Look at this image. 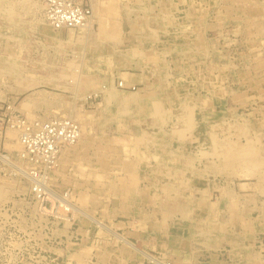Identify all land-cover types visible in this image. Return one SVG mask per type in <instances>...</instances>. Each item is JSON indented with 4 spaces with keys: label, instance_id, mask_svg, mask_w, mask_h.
<instances>
[{
    "label": "rangeland",
    "instance_id": "374dc122",
    "mask_svg": "<svg viewBox=\"0 0 264 264\" xmlns=\"http://www.w3.org/2000/svg\"><path fill=\"white\" fill-rule=\"evenodd\" d=\"M18 1L21 2L22 0H17V2L16 0H10L14 4L19 3ZM254 1L186 0L185 3H181L178 0H84L82 4L89 9L90 20H88L91 21V29L87 36L80 30L70 32L55 31L50 28L44 21L41 6L37 2L38 8L33 14L34 17L32 16L30 25L26 26L29 33L23 30L21 43L17 47L9 48L8 45L4 46L3 41L0 40V62L8 60V62L14 64L15 70V73L7 71L5 69V67H8L7 63H4L5 65L2 63L0 66V157L5 159L6 170L10 169L7 170L9 177L5 174V170L0 169V181L6 182L5 178H13L11 177L13 172V175L16 174L15 169L12 167L7 168L6 162L8 161L7 157L11 158V155L17 152L15 143H17L18 133L12 129L14 118L27 120L29 123L31 121L40 123L42 121L69 120L72 118L70 120L80 121L79 125L82 130L90 127L88 133L90 136L93 135V131H96L97 134L99 132L104 134L105 132L106 136L110 135L111 132H113L112 134L128 136L129 132L122 128L123 125H126V121L130 122L139 117L136 118L137 115L131 112L128 113L129 117L124 114L119 115L120 112L118 111L125 107L123 105L124 96L135 93L136 102L131 107L136 106L135 109H137V106L149 103L151 96L160 98L170 94L172 96L173 92H177L176 95L182 105L179 110H173L172 107L169 108L168 106L162 107L165 111L163 114L168 119L160 128L159 135L161 137L156 138L155 141L157 143L164 142L161 145L164 146L165 144V157L169 152H172L170 155L173 156L174 154L176 158L182 156L181 160L176 159V163L182 167L183 165L186 166L184 172L187 175L185 177L187 184L169 185L168 182L164 184V180L160 179L161 184L157 185L158 178L155 177L157 161L155 157L162 155L160 149L162 146L160 144L156 146L148 144L142 146V153H125V157L134 163L132 171L140 178L148 176L147 180L150 182L146 185L144 182H140L139 189L136 190L140 193L135 194L132 192L131 186L125 183L119 185L120 189H124L122 198L125 201L127 199L126 202L129 203L130 207L129 211L135 215L133 214L131 217L118 215L125 218L110 221L111 218L115 217L112 215L106 218L102 212L103 208L95 210L98 204L92 210L91 208L85 209L77 200L74 202L79 203L81 207L77 205L83 212L96 220L102 221L108 227H111V223L116 224L119 221L127 223L129 221L131 230L126 235L134 238L128 239L129 242L165 264H169L167 261L172 253L170 254L168 250L157 251L154 248V243H156L160 234L161 239L165 237L166 242H171L176 246L179 244L184 245L191 248V250L200 249L201 246L206 245L205 248L210 250H207L208 253L206 252L204 256L214 254L211 249H221L220 254H227L225 250H228L229 246L235 245L238 251L241 250L240 252L244 253L246 261L249 262L248 264H257L260 260L263 262L264 218H253L251 211H248V201H241L234 195L252 193L253 186L251 183H255L254 187L257 190L259 189L260 196H264V0ZM5 2L7 3L8 0ZM164 2L171 3L178 10L184 9V7L187 9L190 5L189 7H192L194 11L197 10V23L193 18L176 19V16H171L172 11L166 7ZM91 3L93 4L92 14L90 13ZM101 6H105L103 11ZM15 16L16 19H19V13H16ZM101 17L109 18L112 23L118 22V25H115L117 29L112 34L113 38L99 40L96 37L98 33L97 20ZM163 18L167 20L175 18L174 21L176 20L172 28L168 29L169 34L164 38L158 36L157 40L155 37H151L154 39H144L132 31L133 27L141 25L143 21L147 23L149 29L159 30V32L165 30V27L159 23ZM43 31L53 39V42L40 41L37 34ZM194 31H198L199 37L187 33ZM114 32L116 33L114 34ZM201 37L202 39H200ZM57 41L65 44L61 47L57 46L55 43ZM100 42L105 43L107 47H98L97 45ZM201 44L205 46H203L204 50L200 52L199 46ZM154 47L158 49L155 52L150 51ZM213 57H219L222 61L217 63L214 59L212 60ZM39 63L44 64V70L35 67V64ZM45 73H49V76H63L65 78L64 84L68 89L50 85L48 76ZM140 74L146 79L144 84L129 82L130 77L134 78ZM127 75L129 78L126 77ZM78 76L80 77L78 78ZM16 78L22 81H34L35 84L33 83L30 88L21 89L15 81ZM119 82H127L126 85L124 84L127 88L121 87V89L118 87ZM53 83L58 85L61 82L55 81ZM107 97L109 98L107 99ZM140 98L141 100L146 99V103L142 104ZM194 112L198 115L193 116ZM78 115H82L84 119H79ZM200 115H203L202 118L205 121L197 125L198 129L204 131L208 129L206 133L213 135L207 138L201 137V140L197 138L198 143L192 138H188L186 141L177 139L176 135L183 130L182 126L186 119L191 118V116H193L190 119L191 121L200 119ZM193 122L192 125H189L188 130L190 126H193ZM251 125L254 128L258 125V129L261 130L259 137L253 136ZM110 126L114 128L111 129ZM173 128L176 129V132ZM224 137L230 140V145L234 143V149H237V151L242 150L243 153L252 149L257 152L256 154H260L261 159L258 160L261 162L260 170L257 169L255 172H249L245 175V172L249 171L246 168V163V169L238 167L240 164L235 167H228L229 165L225 164L226 158L223 152H220L223 149L220 150L217 146L224 140ZM101 138L102 136H97L95 138L96 145H93L87 151L86 158L90 162L94 160L92 150L97 146H104ZM205 140H210V144H204ZM200 141H202V144ZM244 146L245 148H242ZM76 148L77 146L67 148L62 151L61 155ZM145 150L154 158L147 159L149 154ZM117 154L106 156L109 163L111 162L109 159L113 160L112 172L116 171L114 167L118 162ZM74 158H71L72 164L65 171L68 175H64L63 179L60 177V168H58L59 159L51 175L50 182L56 189L70 191V188L65 186L67 184L61 183L59 179L70 184L82 171L81 164ZM138 165H141L140 169H138ZM116 174V176L120 174L119 177L123 175L121 173ZM178 175L182 177L181 174L177 173L176 176ZM172 177H174V174L167 177V179L172 180ZM18 178L14 177L13 179ZM96 180L99 181L100 177H97ZM20 182L23 187L29 188L26 180L20 178ZM154 183L156 186H153ZM154 187L159 189V194L152 191ZM170 187L171 189H169ZM10 190L11 199H26L27 203H33L25 197L28 196V194L24 195L27 191L17 193L18 191H15L13 187ZM70 192L72 195V191ZM82 193V190L79 189L76 198L79 199ZM177 194L180 195V198L176 202L187 207L181 210L174 207L175 209L169 210L163 205L158 206L160 201L161 204L163 201L176 204L172 199L166 198ZM146 195H148L149 200ZM162 196H165V200L161 199ZM120 197L121 195L109 199L110 202L107 203L108 211L114 207L113 199L118 200ZM157 197L159 198L157 199ZM150 199L154 203H151ZM11 201L0 202V207L10 218L14 219L15 216L10 215L13 211ZM100 207H103V205L101 204ZM13 213L15 215L21 213L25 218H28L25 211L22 213L14 209ZM138 213L142 216H138ZM205 213H208V215L206 214V216ZM214 213H216V216ZM247 215L250 218H247ZM214 216L219 228L212 229V227H208L211 229L209 231L205 229L201 221L203 218H208L206 220L211 221V226H213ZM81 219L92 229H90V245H86L87 240L82 242V236L79 235L71 239L70 243L72 244L67 247L65 237L56 236V238L54 237V242H56L54 247L57 249L55 253L48 250L51 247L49 237L52 235L49 229L42 232L45 235L46 247L39 249V247H35L36 244L31 237L29 238L26 234L20 233L15 226L6 224L0 230V264H30L31 262L35 263L40 257L46 258L47 256L57 259L54 264H153L147 259L141 258L140 255L128 247H124L116 239L99 229L93 222L86 221L83 217ZM247 219L248 221H246ZM1 223H4L2 218H0ZM251 223L253 225H250ZM254 224H261L260 229L259 227L256 229ZM93 225L99 231H97V228L93 229ZM113 226L115 227V225ZM118 227H122V225L119 224ZM61 228L60 226L58 229ZM76 228L77 225H74L73 229ZM117 234L124 235L121 231H118ZM68 235L70 234L68 233ZM13 239H20L22 243L19 244V247L11 244ZM66 247L69 249L68 252L65 250ZM224 248L225 250H223ZM59 249H61V252H59ZM156 252L162 253L165 260L160 259L161 255ZM51 254H55L56 257ZM175 259L177 261L175 264H180L178 263L180 262L179 257ZM80 261L83 263H80Z\"/></svg>",
    "mask_w": 264,
    "mask_h": 264
},
{
    "label": "bare ground",
    "instance_id": "6f19581e",
    "mask_svg": "<svg viewBox=\"0 0 264 264\" xmlns=\"http://www.w3.org/2000/svg\"><path fill=\"white\" fill-rule=\"evenodd\" d=\"M6 0H0V40L3 41V45L5 46H9V48H14V47H17L19 43H21V41L23 40L22 37H21V34L23 33V30H25L26 32L29 33V31L27 30V27L26 26H29L30 25V22H31V19H32V16L33 14L36 12L37 8H38V5H37V2L39 3V5L41 6L39 0H36L37 2H35L34 0H22L21 2L19 3H11L10 0H8V2L6 3L5 2ZM91 1V0H90ZM168 1V0H167ZM181 2V3H185L186 0H178V2ZM251 1V0H250ZM254 1V0H253ZM10 2V3H9ZM13 2V1H12ZM17 2V0H16ZM233 2V1H232ZM255 2V1H254ZM263 2V1H262ZM111 3V2H110ZM166 7L171 9V16L174 15L176 16L175 18L177 19H187V18H193L195 20V22L197 23V17H198V14H196V9L194 11V9L192 7H189L187 9H185L186 7H184V9H177L175 8L174 6L171 5V3H166L164 2ZM100 4H102V2H100ZM189 4V3H188ZM240 4V3H239ZM244 4V3H243ZM249 4V3H248ZM259 4V2H258ZM93 4L91 3V7L90 8V13L92 14L93 13ZM176 5V4H175ZM238 5V4H237ZM97 6V5H96ZM244 6V5H243ZM261 6V5H259ZM258 6V7H259ZM102 7V11L104 10L105 6H101ZM144 7V6H143ZM163 7V6H162ZM177 7V6H176ZM251 7V6H250ZM97 8V7H96ZM42 9V6L41 8ZM166 9V8H165ZM184 10V11H183ZM255 11V10H254ZM257 12V11H256ZM16 13H19V19H16L15 17V14ZM261 13V12H260ZM42 14V13H41ZM253 14V13H252ZM36 15V14H35ZM166 15V14H165ZM169 15V14H168ZM146 16V14H145ZM34 17V16H33ZM166 17V16H165ZM171 19L170 20H167V19H161V21H159V23L165 27V30H153V29H149L147 27V23L145 21H143L141 23V25H136L135 27L132 28V31L136 34V35H139L141 37H143L144 39L146 38H150V39H154V38H151V37H155V39L157 40L158 36L164 38L166 37L168 34H169V30L168 29H171L174 22H176V20L174 21V19ZM36 19V18H35ZM38 19V18H37ZM90 20V19H89ZM87 20V22H85L86 24H84L82 27H79V29L75 30V31H83V33L87 36L89 34V31L91 29V21ZM172 20V21H171ZM98 33L96 35V37H98L99 40H102V38H113L112 37V34H113V31H115L116 28V21L115 22H110V19H106L104 17H101L99 18L98 20ZM255 22V21H254ZM158 23V24H159ZM96 24V23H95ZM150 24V23H148ZM118 25V24H117ZM139 26V27H137ZM43 27V26H42ZM38 30V29H37ZM70 32H75L74 29H71L69 30ZM118 31V30H117ZM55 32V31H54ZM116 32H114L115 34ZM188 35H191L192 36H197L199 37L198 35H200L198 33V31H194V32H187ZM38 38L40 39L41 42H53V39L50 38L44 31L42 33H38ZM90 37V36H89ZM94 37V35H93ZM140 37V39H142ZM72 38V37H71ZM84 38V37H83ZM67 39V38H66ZM139 39V40H140ZM198 39V38H197ZM202 39V37L200 38ZM70 40V39H69ZM204 40V39H203ZM66 41V40H65ZM71 41V40H70ZM155 41V40H154ZM162 42V41H161ZM200 42V41H199ZM56 45L58 46H63L65 43L64 42H61V41H57L55 42ZM201 43V42H200ZM204 43V42H203ZM26 44V43H25ZM74 44V43H73ZM106 44L103 43V42H100L99 45H97L98 47L100 48H104V47H107V45L105 46ZM199 45V44H198ZM206 45H210V44H206ZM44 46V45H43ZM55 46V45H54ZM205 45L201 44L199 46V51H203L204 50V47ZM52 47V46H51ZM7 48V47H6ZM48 49V48H47ZM45 49V50H47ZM113 49V48H112ZM197 49V48H196ZM5 50V49H4ZM84 50V49H83ZM95 50V49H94ZM193 50V49H192ZM195 50V49H194ZM198 50V49H197ZM196 51V50H195ZM6 52V51H5ZM71 52V51H70ZM131 52V51H130ZM135 52V51H133ZM72 53V52H71ZM132 53V52H131ZM46 54V53H45ZM132 54H135V53H132ZM146 55V54H145ZM218 55V53H217ZM139 57V56H138ZM81 58H82V55H81ZM102 58V57H101ZM123 59V58H122ZM211 59V58H210ZM214 59L215 62L219 63L218 61H222L219 57H213L212 60ZM81 60V59H80ZM100 60V59H99ZM105 60V59H104ZM6 61V62H5ZM5 61H2L0 62V66L2 65H5L4 63H7L8 67H5V69L7 71H9L10 73L13 72L15 73L14 71V64L13 63H10L8 62V60H5ZM109 61V59H108ZM125 61V59H124ZM105 63H106V60H105ZM222 63V62H220ZM224 63H226L224 61ZM71 65V64H70ZM96 65V64H95ZM99 65V64H98ZM68 66V65H67ZM75 66V65H74ZM85 66V65H84ZM104 66V65H103ZM35 67L39 68L40 70H44L45 66L44 64L42 63H39V64H35ZM69 67V66H68ZM80 67V66H79ZM87 67V66H86ZM23 68V67H22ZM109 68V67H108ZM75 69V68H74ZM92 69V68H91ZM95 69V68H94ZM90 70V69H89ZM104 70V69H103ZM110 72V71H109ZM78 73V72H77ZM86 73V72H85ZM98 73V71H97ZM109 74V73H108ZM46 76H48V83L52 86H55V87H58V88H61V89H68V87L65 86L64 84V79L63 76H49V73H45ZM111 76V75H110ZM115 76V75H114ZM128 76V75H127ZM126 76V77H127ZM30 77V76H29ZM80 76H78L79 78ZM123 77V76H122ZM30 79V78H29ZM73 79V78H72ZM126 79V78H125ZM79 80V79H78ZM16 83L18 84V86L21 88V89H27V88H30L34 81H22V80H19L18 78L15 79ZM55 81H60L61 83H58L57 84H54L53 82ZM80 81V80H79ZM79 81H78V84H79ZM37 82V81H35ZM76 82V81H75ZM77 83V82H76ZM75 83V84H76ZM121 83V87H124V89H126L127 87L125 86L127 82H119ZM212 83V82H211ZM35 84V83H34ZM92 84V83H91ZM125 84V85H124ZM107 85V84H106ZM42 86V85H41ZM95 86V85H94ZM96 88V87H95ZM122 89V88H121ZM55 90V89H54ZM33 91V90H32ZM103 92V90H101ZM17 93V92H16ZM102 94V93H101ZM74 95V94H73ZM174 95V94H173ZM171 96V95H165L163 97H157V96H154V97H150L151 101L147 104H144V105H141V106H137V109L136 106L135 107H131V106H134L133 103L136 102V95L135 93H131V94H127L126 96H124V100H123V105L125 107L121 108V111H118L120 112L119 115H127L128 116V113H133V114H136V118L138 119H134V120H131L129 122V126L130 128H132L133 130H136V131H139L138 134L134 135L133 137H130L131 139H126L124 141H121L122 144L125 145L126 149H128L127 151H133L134 149H136L137 147L141 146V145H150V146H156L157 145V142L155 141V139L157 138L156 136L155 137H145V136H142L141 134L143 133L144 130H157L160 128V126L163 124V123H166L165 121L168 119L167 116H165L163 114L164 111V106H168L169 108L172 107V109L174 110H179V108L181 107L182 103L179 101V97L177 95H174V96ZM40 97V96H39ZM109 97H107L108 99ZM146 98V97H145ZM48 99V97H47ZM80 99V98H78ZM138 99V98H137ZM205 101V99H204ZM142 103V102H141ZM186 103V101H185ZM25 104V103H23ZM49 105V104H48ZM23 106V105H22ZM28 106V105H26ZM42 106V105H41ZM21 107V106H20ZM24 108V107H23ZM33 108V107H32ZM26 109V108H25ZM135 109V110H134ZM183 109V108H182ZM134 110V111H133ZM168 111V110H167ZM176 112V111H175ZM186 112V111H185ZM25 113V112H24ZM28 114V113H27ZM118 114V113H117ZM177 114V113H176ZM174 114V115H176ZM185 114V113H184ZM101 115V114H100ZM116 115V114H115ZM32 116V115H31ZM177 116V115H176ZM30 117V115H29ZM113 117V116H112ZM115 117V116H114ZM129 117V116H128ZM143 117V119L141 120V118ZM78 118L79 119H84V117L82 115H78ZM99 118V117H98ZM103 118V117H102ZM72 119V118H70ZM69 119V120H70ZM184 119V118H183ZM130 120V119H129ZM179 120V119H178ZM27 121V120H26ZM74 121V120H72ZM83 121V120H82ZM43 122V121H42ZM80 122V121H79ZM79 122L77 121H74V123H76L78 125V128H79V135H78V138L77 140L71 144L70 146H63V147H60V151H59V157L61 155V152L64 150V149H67V148H75V146H78L82 140V138H85L87 136V134L89 133V129L90 127H87L86 130H82L81 126L79 125ZM96 122V121H95ZM104 122V121H103ZM107 123L109 122L108 120L106 121ZM110 122H114V121H110ZM178 122V121H177ZM32 124L36 123V121H31ZM105 123V122H104ZM106 124V123H105ZM181 124V123H180ZM89 125V124H87ZM179 125V123H178ZM219 125V123H218ZM107 126V125H106ZM174 126H175V123H174ZM181 126V125H180ZM189 126V125H188ZM221 126V125H220ZM247 127H249V125L246 124ZM253 127V125H251ZM191 127V126H190ZM245 127V126H244ZM246 128V127H245ZM95 129V128H94ZM174 129V128H173ZM172 129V130H173ZM180 129V127H179ZM192 129H195V128H192ZM248 129V128H247ZM256 129V128H255ZM96 130V129H95ZM176 129H174L175 131ZM178 130V129H177ZM188 130V129H187ZM197 130V129H196ZM236 130V129H235ZM243 130H245L243 128ZM142 131V133H141ZM159 131V130H158ZM190 131V130H189ZM194 131V130H192ZM96 132V131H95ZM145 132V131H144ZM176 132V131H175ZM160 133V132H159ZM158 133V134H159ZM198 133V132H197ZM202 133V132H201ZM152 134V133H151ZM257 134V133H256ZM173 135V134H171ZM179 135V133H178ZM11 136V135H10ZM102 136V135H101ZM158 136V135H157ZM161 136V135H160ZM175 136V135H174ZM201 136V135H200ZM92 137V135H91ZM90 137V138H91ZM197 137V136H196ZM97 138V137H96ZM160 138V137H159ZM171 138V137H170ZM16 139V137H15ZM178 139V138H177ZM214 139V138H213ZM90 140V139H89ZM201 140V139H200ZM13 141V140H12ZM17 141V139H16ZM199 141V140H197ZM203 141V140H202ZM202 141L201 144H202ZM90 143V142H89ZM213 143V142H212ZM219 143V142H218ZM17 145V148L19 147V144L18 142L15 143ZM161 144V143H160ZM167 144V143H166ZM216 144V143H215ZM233 144V145H232ZM9 145V144H8ZM15 145V146H16ZM213 145V144H212ZM86 146V145H85ZM165 146V144H164ZM218 149L222 150L220 152H223V155L225 156L226 160H225V164L229 165L228 167H235L236 165L238 166V164H240L238 167H243L244 169L247 168V172H245V175L249 172H255V170L259 169L260 167V163L259 162L261 159L260 154H256L257 152L255 150H252L251 148V151L248 150V152H243L242 153V150L240 151H237V149H234V143H231L230 145V140L227 138L225 139L224 137V140H222V142L218 145ZM239 146V145H238ZM104 147V146H103ZM115 147V146H114ZM119 147V146H118ZM222 147V148H221ZM237 147V146H236ZM15 148V147H14ZM242 148H245L242 147ZM145 149V148H144ZM163 149V148H162ZM217 149V151H218ZM236 150V151H235ZM98 151V150H97ZM225 151V152H224ZM246 151V150H245ZM170 153V152H169ZM172 153V152H171ZM170 153V154H171ZM82 155V154H81ZM167 155V154H166ZM57 158V160L54 162V165H55V168L57 166V163L59 161L60 158ZM165 157V156H164ZM182 157V156H181ZM3 157H0V159L4 162V158L2 159ZM179 158V157H178ZM181 159V158H180ZM263 159V158H262ZM259 160V161H258ZM122 161V160H121ZM262 161V160H261ZM7 162V165L10 166L12 165L11 167L13 169L16 170V174L17 176H19L18 179H13V178H5L6 182H2L0 181V202H5L6 201H10L12 200L11 197H10V194H11V190L10 188L13 187L15 189V191H18L17 193H25L26 191L28 192L29 191V188L28 187H23V185L21 184L20 182V178L23 177L25 178L26 180L30 181V179L28 178L29 177V174H28V169H26L25 167L27 165L25 164H22L20 162H18L15 165H13L11 162ZM263 162V161H262ZM11 163V164H10ZM161 163V162H159ZM158 163V165H159ZM245 163L247 164V167L245 165ZM162 164V163H161ZM140 167V166H139ZM246 167V168H245ZM54 168V170H55ZM237 168V167H236ZM250 168V169H249ZM12 169V170H13ZM107 169V168H106ZM159 169V168H158ZM239 169V168H238ZM244 169H243V175H244ZM7 170H10V169H7ZM54 170H51L49 171V175H48V180H49V183L51 182V175L53 173ZM157 170V169H156ZM241 170V169H239ZM260 170V169H259ZM133 172V171H132ZM161 172V170H160ZM233 172V171H232ZM235 172V171H234ZM259 172V171H258ZM257 172V173H258ZM264 173V172H263ZM262 173V174H263ZM14 174V172L12 173ZM162 174V173H161ZM174 173H172V171H170V169L168 170H164L163 171V174L166 178L167 177H170L171 175H173ZM254 174V173H253ZM261 174V173H260ZM261 174V175H262ZM136 175V174H135ZM156 175V174H155ZM259 175V174H258ZM9 177V176H8ZM12 177V175H11ZM139 177V176H138ZM148 177V176H147ZM262 177V176H261ZM161 178H164V177H161ZM253 178V177H252ZM3 179V178H1ZM143 180V178H141ZM150 179V178H149ZM246 179V178H245ZM136 180V178H135ZM146 180V179H145ZM8 181V182H7ZM148 182V180H146ZM156 181V180H155ZM176 181V180H175ZM260 181V180H259ZM150 182V181H149ZM148 182V183H149ZM166 182V181H165ZM177 182V181H176ZM178 183V182H177ZM187 183V181L185 182ZM84 184V183H83ZM139 184V183H138ZM152 184V183H150ZM159 183L157 182V185ZM168 184L170 185H175L173 183H169ZM29 185V184H28ZM135 185V184H134ZM136 186V185H135ZM153 186H156V184L154 183ZM162 186V185H160ZM165 186V185H164ZM28 188V190H27ZM94 189V188H93ZM107 189V188H106ZM166 189H168L166 187ZM171 189V187L169 188ZM58 191H61L63 192L64 190H59L57 189ZM151 190V189H150ZM163 190V188H162ZM69 191V190H68ZM152 191L156 194H159V189L156 187L152 188ZM167 191V190H166ZM26 192V193H27ZM70 192V191H69ZM161 192V191H160ZM163 192V191H162ZM25 193V194H26ZM153 193V194H154ZM154 194V195H156ZM161 194V193H160ZM163 194V193H162ZM152 195V194H151ZM152 195V196H154ZM151 196V197H152ZM158 196V195H157ZM156 197V196H155ZM165 197V196H163ZM183 197V196H181ZM221 198V197H220ZM9 199V200H8ZM72 200V209H73V219L75 220V218L77 219V216H81L83 217L86 221H89V222H93L99 229H101L102 231L106 232L110 237L116 239L118 242H121L125 247H128L129 249L133 250L136 254L140 255L141 258L143 259H147L150 263H153V264H165L163 262H160L158 261L156 258L150 256L147 252H145L143 249H140V248H137L136 246H134L132 243H130L128 240H126L125 237L117 234L113 229L112 227H108L106 224H104L102 221L100 220H96L95 218H93L92 216L88 215L87 213L83 212L79 206L74 202L73 200V197L71 195V192H70V195H69V200ZM124 199V198H123ZM158 199V198H157ZM164 199V198H163ZM149 200V198H148ZM165 200V199H164ZM171 200V199H170ZM173 200V199H172ZM179 200L178 198L177 199H174L173 201H177ZM153 201L150 199V202ZM85 202V201H84ZM122 202V201H121ZM12 203L15 205L17 204L14 200L12 201ZM151 203H154V202H151ZM159 203V201H158ZM167 203V204H166ZM160 205H163L164 207H166L167 209L171 210L172 208H177V209H183L184 207H187V206H182L178 204V202H176V204H171L170 201H163L162 204H161V201H160V204H158V206ZM171 205H173V207H171ZM154 206V204H153ZM81 207V206H80ZM229 207V206H228ZM174 208V209H175ZM211 208V207H210ZM83 209V208H82ZM161 209V208H160ZM176 209V210H177ZM232 210V209H231ZM238 211V210H237ZM236 211V213H237ZM174 212V211H173ZM207 212V211H206ZM212 212V211H211ZM210 212V213H211ZM228 213V212H227ZM208 215V213H205V215ZM216 213H214L215 215ZM230 214V213H228ZM206 215V216H207ZM238 215V214H237ZM236 215V216H237ZM239 215H240V212H239ZM243 215V214H242ZM216 216V215H215ZM214 216V217H215ZM154 217V215H153ZM234 217V216H233ZM240 217V216H238ZM249 217V215H247V218ZM250 218V217H249ZM206 219L208 218H203V220L201 221L202 224L204 225L205 229L207 230H211L210 228L208 227H212L213 228H219V226L217 225V221H216V217L214 218L213 220V226H211V221H207ZM79 220V219H78ZM158 220V219H157ZM186 220V219H185ZM228 220V219H227ZM250 220V219H249ZM192 221V220H191ZM224 221H225V218H224ZM229 221V220H228ZM233 221V220H232ZM231 221V222H232ZM238 221V220H237ZM248 221V219L246 220ZM157 222V221H155ZM230 222V223H231ZM235 222V221H234ZM244 222V221H243ZM92 223V224H93ZM239 223V222H238ZM242 223V222H241ZM246 223V222H245ZM254 223V222H253ZM162 224V223H160ZM226 224V222H225ZM228 224V222H227ZM244 224V223H243ZM242 224V225H243ZM249 224V223H248ZM250 225H253L252 223ZM249 225V226H250ZM158 226V225H157ZM244 226V225H243ZM248 226V225H247ZM260 226L261 224H254V227L256 229H260ZM222 227V226H221ZM263 227V225H262ZM261 227V228H262ZM246 228V226H245ZM264 228V227H263ZM262 228V229H263ZM248 229V228H247ZM253 230V229H252ZM256 231V230H255ZM261 231V230H260ZM78 232V231H77ZM264 232V231H263ZM249 234V233H248ZM215 239V238H214ZM211 242V241H210ZM219 242V241H218ZM209 244V243H208ZM206 246V245H205ZM209 247V246H208ZM90 251V250H89ZM89 254V253H88ZM253 258V256H252ZM80 260V259H79ZM82 261V260H81ZM80 263H83L81 262ZM79 261L77 260V263ZM257 264H264V261L262 262V260H260V262H257Z\"/></svg>",
    "mask_w": 264,
    "mask_h": 264
},
{
    "label": "crops",
    "instance_id": "0c3cea01",
    "mask_svg": "<svg viewBox=\"0 0 264 264\" xmlns=\"http://www.w3.org/2000/svg\"><path fill=\"white\" fill-rule=\"evenodd\" d=\"M139 41H141V40H139ZM157 47L150 49V51L155 52L158 49ZM145 81H146V79L143 77V75L140 74L139 76L137 75L134 78L130 77L129 82L130 83L131 82L136 83V84H144ZM157 82L161 83L159 81H157ZM201 86L203 87L204 84ZM169 93H171V92H169ZM169 93H167V94H169ZM173 94L176 95L177 92L176 93L173 92ZM140 100H141V98H140ZM141 101H142V104L146 103V99H143ZM191 113H193V112H191ZM192 115L196 116L198 114L194 112V114H192ZM193 116H191V118ZM202 116L200 117V119L192 120V121H194L193 122L194 127L193 126L190 127L189 128L190 131L187 129L189 127L188 125H190V124L192 125V121L190 120L191 118L186 119V122L182 126L183 130L181 132H179V135H176L177 138L182 139L184 141L188 140V138H192V139H195L196 143H198L197 140L200 139L201 137H205V138L211 137L213 134L208 135L207 134L208 132L206 133V131H208V129L206 131H204V130H201L200 128L198 129V127H197V125H200L202 121H205V120H203L204 118H202ZM142 119H143V117L141 118V120ZM225 120H227V119L225 118ZM162 126H163V124L160 126V128ZM110 128L113 129L114 127L110 126ZM122 128L125 129V131L129 132L128 136L112 134L113 132H111L110 135L106 136L105 132H104V134H102V132H99L97 134V133H95V131H93V135L91 134L92 140L90 138L91 136L88 134L89 137L86 136L82 140V142L77 146L76 149H72L68 152H64V155L63 154L60 155L61 158H60L59 166H58V168H60V171H59L60 175H61L60 177L63 179L64 175H68V174H66L65 171L72 164L71 158L75 157L74 159H76L77 162L79 164H81L80 167H82V171L78 173L77 177L74 178V180L72 182H70V184H69V182L68 183L63 182L62 179H59V181H61V183H63V184H67L65 186L70 188V191H72V193L74 194V196L72 194L73 200L74 201L77 200L80 203V205L84 206L85 209L91 208L93 210L95 205L98 204V207H96L95 210H97L99 208H103L102 212L106 218H109L113 215L115 218H113V219L111 218L110 221H113V220L115 221V220H117V218H119V219L125 218V217H121L118 215H127V216L131 217L134 214L133 212L129 211L130 207H129V203L126 202L127 199L125 201V199L122 198L124 189H120V186H119L120 183H122V184L125 183L126 185L131 186L132 192L134 194L140 193L139 191H136L137 189H139L138 185L141 184L140 182H142V183L144 182L145 185L148 184V182L146 181L148 179V177L145 176V178H143V180H142L140 178V176L138 177L137 174L135 175V173L132 172L134 163H132V161H129V159H127V157H125V153L126 154L137 153V152L142 153L143 152L142 146H144V144L137 147L136 149H134L133 151L130 152V151H127L128 149H126L125 145L121 143V141H124V140L138 134L139 131H136V130H133L132 128H130L128 121H126V125H123ZM160 128L155 130V131L154 130H144L145 132L143 131V133L141 131V133H142L141 135L145 136L147 138L148 137H155L158 135L157 138H159V137H161L158 134L160 132ZM192 128H195V129H192ZM192 130H194V131H192ZM101 135H102L101 142H102V144H104V147L103 146H99V147L97 146V148H94L93 150L91 149L93 151L94 160H93V162H90L88 160V158H86L87 151L90 147H92L93 145H96L95 144L96 143L95 138L97 136L101 137ZM260 135H261V130L258 129V125H257L256 129L253 126V136L259 137ZM163 143H161V144H163ZM158 144H160V143H157V145ZM204 144H210V140H205ZM160 149L162 150L161 151L162 155L161 156L158 155L155 157V159L157 161V168H156L157 170H156V175H155V177L158 178L157 182L159 184H161L160 179H163L164 184H166V182H169V181H170V183H173V184H187V183H185L186 182L185 177H187V175L184 172V167H186V166L183 165V167H182L180 164L176 163V161L178 159L181 160L180 158H182V157L179 156V158H176V156L174 154H173V156H171L170 153L167 154V157H164L165 153H166L165 147L162 146V147H160ZM145 152H148V151L145 150ZM116 153H118L116 155V157H118V162L116 164V167H114L116 171L112 172V164H113L112 161L113 160L109 159L111 161L109 163L108 158H106V156H111L110 154L114 155ZM121 154H123V155H121ZM148 154H149V158H147V159L154 158L153 156L151 157V154L149 152H148ZM165 160H168V161L166 162ZM159 162H161L162 164ZM158 163H159V165H158ZM138 167H139L138 169H140L141 165H138ZM168 169H170V171H172L174 173V177H172L173 178L172 180H168L164 175H162L163 171L168 170ZM160 170H161V172H160ZM112 173H114V175H112ZM116 173H121V175L122 174L123 175H122V177H119L120 174L118 176H116L117 175ZM177 173L181 174L182 177L179 175L176 176ZM97 177H100L99 181L96 180ZM161 177H164V178H161ZM135 178H136V180H135ZM251 185L253 186L252 187V189H253L252 193H249L247 195H240L238 193V194H234V195L237 198H239V200H241V201H244V200L248 201V211H251V215L253 218H259V217L264 218V196H260L259 189L257 190V188L254 187L255 183H251ZM79 189H81L83 193H82V196L79 197V199H78L76 197H77V191ZM141 193H144V192H141ZM119 195H121L120 199H118V200L113 199L114 207H113V209L108 211V208H107L108 204L107 203L110 202L109 199L115 198L116 196H119ZM113 196H115V197H113ZM146 197H148V195H146ZM157 198H159V197H157ZM163 198L165 199V197L162 196L161 199H163ZM177 198H180V195L177 194L175 196H171V197L166 198V199H173L174 200ZM75 203L79 205V203H77V202H75ZM101 204L103 205V207H100ZM137 215L142 216V214L140 215L139 213ZM158 215H159V213H158ZM107 222H109V221H107ZM85 223L83 222L82 219L78 220V226H79V231H80L79 234H80V236H82V242H83V240L84 241L87 240L86 245H90V229L91 228L88 227ZM119 224H121L122 227H118ZM129 224H130L129 221H127V223H124L123 221H119L116 224L111 223V227L116 233L118 231L119 232L121 231V233L124 234L121 236H124L126 238V240L134 239L133 237L126 235V234L130 233V230H131L129 227ZM113 225H115V227ZM162 232L165 234L164 231H162ZM97 236H98V234H97ZM94 248H96V246H94ZM154 248L157 251L168 250L170 252V254L172 253V255L174 257L172 255L169 256V260L167 261V263H169V264L177 263V261L175 259L177 257H179L180 262H178V263H180V264L181 263L182 264H248L249 263L248 261H246V258L244 257L245 256L244 253L240 252L241 250L238 251V249L235 245L229 246L228 250H225V248L223 249L227 252V254H220L221 249L220 250L219 249H211V251H213L214 254H211V256H209V255L204 256V254L206 252L208 253L207 250H210V249L205 248V246L204 247L201 246L200 249L191 250V248L184 246V245L179 244L178 246H176L175 244H172L171 242H166L165 237H163V239H161V234H160L157 238L156 243H154ZM156 253L161 255L160 259L165 260V258H164L165 256L162 253H159V252H156Z\"/></svg>",
    "mask_w": 264,
    "mask_h": 264
},
{
    "label": "built area",
    "instance_id": "2783aa9c",
    "mask_svg": "<svg viewBox=\"0 0 264 264\" xmlns=\"http://www.w3.org/2000/svg\"><path fill=\"white\" fill-rule=\"evenodd\" d=\"M83 1L39 0L44 21L55 31L77 30L86 24L85 22L89 19V9L82 4ZM118 87L121 88V83H118ZM12 126L13 131L18 133L19 148L16 145L17 152L12 154L11 158L7 157V159L13 165L18 162L27 165L25 168L29 171L28 178L30 181L21 178L29 184V191L26 193L28 196L24 195L33 203H27L26 199L15 200L13 198L12 200L17 203L14 205L10 200L12 210L16 209L22 213L25 211L28 218H25L21 213L15 215L13 211V214L10 215H14L15 218H10L0 207V218L4 221L0 224V230L6 224L13 225L20 233L26 234L29 238L31 237L36 244L35 247L44 249L46 247L45 235L42 232L49 229L52 234L49 237L51 247L50 249L47 248L49 252L55 253L57 250L54 247L56 236L65 237L68 247L69 244H72L70 240L80 235L77 232L79 226L76 223H78V218L81 219V217H77L76 220L73 219V202L71 199L69 200L70 192L68 190L58 191L48 180V172L55 168L54 162L59 157L60 147L70 146L77 140L79 135L78 125L68 119L32 124L26 120L14 118ZM13 155H15V158ZM0 169L5 170V174L8 175L5 163L2 160H0ZM12 177L18 178L19 176L12 174ZM74 225H77L75 230L73 229ZM60 226L62 228L58 229ZM94 228L97 227L93 225ZM97 231H99L98 228ZM20 243H22L20 239H13L11 242L16 247H19ZM57 244L59 245V243ZM67 247L65 250L68 252ZM59 252H61V249H59ZM51 255L56 257L55 254ZM56 260L51 256L40 257L35 263L31 262L30 264H54Z\"/></svg>",
    "mask_w": 264,
    "mask_h": 264
}]
</instances>
